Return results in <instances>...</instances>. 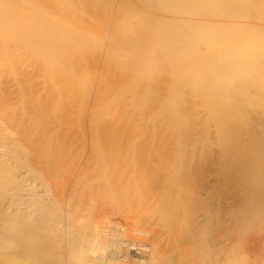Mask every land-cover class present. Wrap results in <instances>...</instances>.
<instances>
[{
	"label": "bare ground",
	"instance_id": "1",
	"mask_svg": "<svg viewBox=\"0 0 264 264\" xmlns=\"http://www.w3.org/2000/svg\"><path fill=\"white\" fill-rule=\"evenodd\" d=\"M35 1H37V0H35ZM66 1H68V0H66ZM66 1H64V2H66ZM81 1L82 0H80V2ZM93 1H94V4L92 2V5L90 3V0L88 1V3H90L89 5H91L93 9L95 7L94 12H96V10L99 8L100 9H106V8L109 9L108 7L113 6L115 4V1L112 2V0H93ZM119 1L120 0H118L117 6H116L118 12L122 13V15H123V13L133 15V18L136 20V22H141L142 25L144 24V26L147 27L146 30L151 28V30L153 32L154 31L153 29H155V31L153 32V34L155 35L154 36L155 39L152 38V40L153 39L155 40V43L158 46H160V49L168 52L167 55H169V56L171 55V57H169V58H171L173 61V62H171L172 63L171 69H172V73L174 75L173 79H175V81L174 80L173 81L176 82L172 88H169L170 93H171V98H172L171 100H169L170 102L172 101L171 105L173 104L175 106L176 102L183 100L182 97H184V96L186 97L185 94H184V96L181 97V90L183 89L182 86L184 84L188 85V88L191 86L190 90H192L194 92V95H197L196 93H200L203 95V93H206V92L207 93L211 92V94H212V91L215 90V92H216V89H217V90L221 91L222 93L226 94V96H228L230 101H232L235 104L236 111H231V109L227 105L222 103L221 97H220V99H218V97H216V94L211 95L208 98V101H206L207 106H204V104H203L204 101L202 102L203 96H201L200 94H198L197 96H199L198 97L199 99L202 98L201 103L204 106L203 109L205 110V107H208L206 110H208L209 112L204 111V113H209L207 115H210L212 117V119H214L217 122L218 126L222 130H225V135H226V133L228 135L227 124L230 122L231 124L234 123L236 125L237 123H235L234 121H251L250 125L247 127L248 128L247 131L253 132L252 131L253 129H259L262 131V132L260 131L261 134L262 133L264 134V123H263V121H264V102L261 99L251 95V93L249 91V88H252L254 86H256L257 90L259 88H261L264 91V88H263L264 82H261L264 80L263 79L264 67L260 66V64H261L260 62L264 61V24H263L264 23V15H263L264 12L261 11L262 8L264 10V2H262L260 0H121L120 2ZM34 2L33 3L30 2V0H0V66H5L7 68V71L5 70L6 71L5 73H7V74L10 73V75H11L9 77L10 80L4 79L5 82L0 81V95L2 97H5L6 100H9L8 96L11 97L13 95H18V97H20V98L24 97V96L28 97V94L30 92H32V90L35 89L39 85V84L38 85L34 84V85H36V86H34L35 87L34 88L33 84H32V87H30L31 83L29 80H31L33 78L31 76V79H30V77L28 78L27 75H29L28 73L34 72V70H32L31 72L29 71L28 73L26 72V69H27L26 67H28V65L26 66L25 62L28 60H29V62H30V60L34 61L33 63H35L37 65V67H36L37 69L34 68L35 67L34 65H33L32 69L34 68L36 71L38 70L39 73L41 71L42 72L44 71L45 75L48 74L50 77H52V76L55 77L58 75V78H59V75L61 77L65 76L67 82H69V83L70 82L72 83L75 80L74 85L77 84L76 89H78V84H79L81 86L80 90L82 88L84 90H86V84H87V77H85L86 73L83 74L84 73V69H83V73L81 72V74H79L80 70L76 65H77L78 61L84 60L83 56L86 55V51L91 47L90 45L96 44V41L90 39L89 37L88 38L85 37V35H83V33L81 32V31L85 32L84 29L87 30L88 27L86 28V26H84L85 28L79 29V27H76L75 24H71V22L70 23L68 22V21H70L68 19L70 18L71 15L74 17H76L78 15L77 14L78 11L75 12L76 8L74 9V7L72 8V9H74L73 11H72V9L66 7L67 9H69V11L71 10L72 12L68 11V13L71 15H69V17L67 16L66 20H64L63 17L60 18V12L62 10L58 13H57L58 10H56V13L52 14V12H51L52 10L51 11H50V9L48 10L47 7L45 8V6L42 5V7L45 8L44 9L41 6H38V5H41L42 2H41V4L38 3V5H37V3L34 4ZM39 2H40V0H39ZM138 2L141 3L142 6H141V4H138ZM85 3H86V1H85ZM85 3L83 2L82 4L84 5ZM54 6H55V4H54ZM64 6H65V3H64ZM69 6H71V5H69ZM142 7H145L146 9L147 8L148 9L146 10L144 8L145 9L144 10V9H142ZM57 8H58V5H57ZM92 8H90V9H92ZM67 9H66V12H67ZM111 9H115V8L113 7ZM84 10H83V12H85ZM139 10H141L143 13L146 14V15L145 14L142 15V13H141L142 19H139L137 17V16H139L138 13H140ZM87 11H88V8H87ZM97 12H96L97 14H99V12L102 14L105 11L100 10ZM61 13H63V12H61ZM64 13H65V11H64ZM92 13H93V11H92ZM147 13L149 16L147 15ZM65 14H67V13H65ZM89 14H90V12H89ZM143 16H147V18L143 19L144 18ZM74 17L72 20H74ZM95 17H96V15H95ZM125 17H127V16H125ZM113 18H115V17H113ZM81 19H83V18H81ZM85 19H87V18H85ZM107 19H109V18H107ZM95 21L96 22L101 21L99 19V16H98V20L96 17ZM257 21H259L260 24H258L259 22H257ZM86 22H88V21H86ZM110 22H112V21H110ZM116 22H119V19L117 21L114 19V23H116ZM74 23H76V22H74ZM83 23H84V21H83ZM119 23L115 24V25H117L116 26L117 29H115V30H118V26H120ZM141 23L139 25H141ZM122 24H124V23H122ZM156 25H157V27H156ZM101 26L102 25H100L99 28ZM109 26L110 25H108V27ZM144 26H142V27H144ZM154 26L156 28H154ZM139 27L140 26H138V28ZM145 27H144V29H145ZM123 28H122V30H123ZM156 29L158 30V32H156ZM89 30H88V32H89ZM91 31H92V28H91ZM91 31L89 32V34H91ZM100 31H101V29H100ZM114 32H116L115 35L117 37L118 36L117 31H114ZM132 32H134L133 29L131 30V33ZM152 32H151V34H152ZM92 33H93V31H92ZM125 33L127 35V32H125ZM101 34H103V32ZM149 34H150V32H149ZM99 35H100V33H99ZM119 35L123 36L122 33ZM126 35H125V37L127 38ZM135 35H137V33L136 34L132 33L131 36L133 37ZM129 37H130V35H129ZM148 37H150V36H148ZM112 38H114V37H112ZM108 39H109V37H108ZM128 39H126V41ZM130 39H131V37H130ZM130 39H129V41L131 42V40H132V42H133V39H135V38L133 37V39H131V40ZM139 39H141V38H139ZM123 40H124V38H123ZM123 40H120L119 44L122 43L121 41H123ZM145 40L144 41L142 40V42L145 43ZM154 40L152 41V43H154ZM118 41H119V39H118ZM135 41H136V39H135ZM124 42H125V40H124ZM150 43H151V41H150ZM123 45H126V44L123 43ZM97 46H99V45H97ZM100 46L102 47V43ZM152 46L154 47L153 44H152ZM158 46H156V47H158ZM130 47H132V46H130ZM137 47H139V46H137ZM120 48L124 49L123 47H120ZM93 49H95V46ZM102 49H101V51H102ZM114 49H116V48H114ZM140 50H138V51H140ZM124 51L127 53L126 50H124ZM149 51L147 50V53L145 52L144 55H143V53H142V55H140L143 58L145 57L142 60V66L143 67L140 65L142 67V69L141 70L139 69V72L141 71V73L138 74V76H136L135 82H132V83H134L132 85V87L130 86L129 83L127 84V86H125L126 90L130 91L131 93L132 92L134 93L133 88L135 90L136 89L140 90L141 86L149 85L154 80V78H152V77H154L153 74L155 72L152 73L153 69L151 71V69H149V67L152 66V64H154V60H156V59L153 60V57L149 56V54H148ZM128 53L125 56H127V55L129 56V54L132 52H130L129 54ZM25 54H27V55L25 56ZM252 55H254V56H252ZM81 56L83 58L82 60L80 58ZM100 56L101 55H99V57ZM112 57H113V55L109 57L110 61H109V64H107V65H112L113 63L116 62V61L114 62V58H112ZM142 57H140V58L142 59ZM159 58H160V56H159ZM85 59H86V57H85ZM89 59H90V57H89ZM137 60H139V58H137ZM93 61H90V63L92 64ZM121 62H120V64H122ZM123 62H125V61H123ZM93 63L96 64V62H93ZM107 63H108V61H107ZM159 63H161V62H159ZM79 64L81 65L80 62H79ZM87 64H89V63H87V61H86V65ZM127 64L124 65V63H123V65L125 67ZM155 64H158V63L155 62ZM97 66H98V64H97ZM105 66H106V63H105ZM120 66H119L118 70L120 69ZM83 67L84 68L87 67V69H88L90 66L85 67L83 65ZM83 67H80V69ZM110 67H112V68L109 69V67H108V70H107V71H109V74H111L112 69L114 68L113 66H110ZM144 67H146V68H144ZM166 67H167V65H166ZM150 68H152V67H150ZM0 69H2V68L0 67ZM96 69H95V71H96ZM126 69H127V67H126ZM155 69H156V67H155ZM157 69H158L157 71L159 72V67ZM160 69H163V71L165 70L164 67H162V68L160 67ZM91 70H93V69H91ZM95 71H93V73H91V74H95ZM107 71L105 72L106 74H108ZM115 71H114L115 73L119 72L117 70H115ZM37 72L34 75H38ZM90 72L88 74H90ZM124 72H125V69H124ZM5 73H4V75H5ZM99 73H100V71H99ZM31 74H33V73H31ZM124 74H126V73H124ZM160 74H162V73H160ZM164 74L165 73H163V76H164ZM245 74H256V75L260 74V75H258V77H261L262 75L263 76H262L261 80L259 78H258L259 80L256 78H253V80H252V79L245 78L244 77ZM0 76H2L1 71H0ZM90 76H92V75H90ZM130 76H131V73H130ZM70 77H71V80H70ZM105 77H106L105 82L103 84V85H105L104 88L111 92L116 87L115 85H112L113 84V81H112L113 78H111L110 75H106ZM94 78H95V75H94ZM160 78L163 79V78H165V76L163 78L159 77V79ZM54 79H53V82H54ZM63 79H65V78H63ZM63 79H61V80H63ZM90 79H91V77H90ZM102 79L103 78H101V80ZM159 79H158V84L162 85L161 83H163V81H161V83H159V81L161 80V79L160 80ZM1 80H2V78H1ZM130 80L133 81L134 79L132 80V78H130ZM165 80L168 81L167 77ZM165 80H164V83L166 82ZM127 81L131 82V81H129V79ZM25 82L26 83L28 82L29 85H27ZM31 82L35 83L34 81H31ZM47 82H49V81H47ZM101 82L103 83V80ZM153 82H155V81H153ZM36 83H37V81H36ZM45 83H46V80H45ZM61 83H62V81H61ZM40 84H41V82H40ZM125 84H126V82H125ZM171 84H173V83H171ZM42 85H44V84H42ZM50 85L53 88V85L52 84H50ZM54 85L59 86L56 84V79H55ZM62 85H64V84H62ZM74 85H72V86H74ZM160 85H159V87H161ZM170 85L168 87H170ZM68 86L69 85L67 83V87ZM122 86H123V84L121 85V87ZM151 86H150V88H151ZM40 87H41V85H40ZM59 87H61V86H59ZM63 87H65V86H63ZM121 87L119 86V88H121ZM62 88H60V90H59L60 92H61ZM70 88H72V87H70ZM90 88L91 87L87 88V90ZM101 88H99V89H101ZM144 88L141 87V90L143 89L145 91ZM150 88L149 89L147 88V91L149 92V94L153 92L151 94L153 96L154 89L152 90V88L151 89ZM161 88H163V87H161ZM186 88L187 87H185V89ZM44 89H46V88H44ZM54 89H55V87H54ZM121 89L123 90L124 88H121ZM121 89H119L120 92H121ZM37 90H38V88L35 89L36 93H37ZM150 90H152V91H150ZM88 92H89V90H88ZM117 92H118V88H117ZM117 92H115V93H117ZM130 92H126V93L129 94ZM165 92L168 93V91H165ZM70 93H71V91H70ZM83 93H85V92H83ZM126 93H124V94H126ZM140 93H141V95L144 94V92L138 91V93H137V91H136V93L134 94V97H136L137 95H140ZM184 93H185V91H184ZM33 94H34V92L31 95H33ZM38 94H40V92ZM149 94H147V98H146L147 101L145 100L146 102L149 101L148 100ZM60 95L63 96V93H61ZM66 95H68V94H66ZM110 96H111V93H110ZM152 96H151V98H152ZM161 96H163V95H161ZM212 96H213V98H212ZM168 97L170 98V96H168ZM189 97H190V95H189ZM15 98H13V101ZM20 98H19V100H21ZM26 98L24 99L25 101L30 100V99L26 100ZM187 98H186V100H187ZM216 98H217V100H216ZM36 99H38V98L36 97ZM86 99H88V98H86ZM126 99H128V98L126 97ZM137 99L139 100L140 96H138ZM10 100H12V99H10ZM155 100H157V99L155 98ZM215 100L219 101L220 103L214 102ZM134 101H135V98H134ZM184 101H185V98H184L183 102ZM126 102H127V100H126ZM139 102H141V101H139ZM152 102H150L151 105H152ZM7 103H8V101H7ZM23 103H25V102H23ZM36 103H34V104H36ZM134 103H136V102H134ZM145 103H144V105H145ZM184 103H186V101ZM25 104H24V106H25ZM122 104L120 102L119 106L121 105L120 107H122ZM126 105H127V103H126ZM179 105H182V104L179 103ZM113 106L117 107V103H116V106L115 105H113ZM135 106H136V104H135ZM139 106H138V108H139ZM176 106H178V104ZM6 107L7 108H5L4 112H3L4 109L3 110H2V108L0 109V110H2V112H0V261L2 260L1 261L2 263H3V261H5L4 263H7V264H25L24 260H23V259H25V257L22 256V253H24V255H25V253H27V254H30L31 252L33 253L34 250H32V249L38 248V245H40L39 243L41 242L43 244L42 245L43 247H45L46 245L49 246V249H45V248L43 249L42 248V250L51 257L52 260L48 259L50 264H57L55 262L54 257H53V249H52L53 245L54 246L60 245V248L65 249L64 253H67L69 256V257H67L68 261L66 264H173V263L177 264V262H179V261L177 260V262H176V260H175L176 258H174L175 261L172 262V258L170 257V255H168L170 253V251H169V253H166V250H165L166 248H168V245H171V243L177 242V241L176 242L173 241L172 238L174 237L175 240H177V238H178V240H179L181 238L186 239L188 236L191 239L192 243L193 242H200L201 239L198 240V238H195V236H194V235L197 236V234H195V233H198V232H196V230L200 229V228H207L209 226H212L213 228H215L214 229L215 230L214 235H212V237L210 238V241L208 239H202V241L204 243H206L209 246V248L214 246V249L212 251L213 255H211V257L212 256L213 257L212 258L209 257L212 259L211 264H260V262H258V261H261V260L264 261V249H263V251H261V249H260V251L262 253L258 252V254H257L255 252L256 255L254 253H252L250 255V249L244 248V250H243V248H242L241 249L242 252H240L239 249L234 251V248L229 249V247H228L229 233L231 232V231L229 232V230L232 228L233 224H236L238 222L245 221L248 218H254L257 216L258 217H257L256 221H258L259 219L263 220L262 217H264V199H254L252 197L249 198L248 196H247V198L244 197L247 194L244 186H243V188H241L242 186H240V188H237L239 191V194H241V193L244 194V196H243L244 198L241 200L235 201V199L233 197V192H234L233 191V188H234L233 185L235 184V183H233V177H235V174H233V176L231 174V171L233 169L230 168L231 165H230L229 161L231 159L229 160L230 156L228 153L231 152L230 148H231V146L234 145V144H232L234 141V138L232 140V143H230L231 146L228 149V152L221 155V156H217V155L214 156V155L208 154V153H207V155L205 154L206 156H204L203 154H204L205 148H203L204 149L203 154L199 153V151L201 149L199 151H198V149L200 148V146H203L202 139H201V141L197 140L199 138H197V139L194 138L195 140H192V139L186 140L185 139L184 141H181V140L177 141L176 140V142L174 143V146L171 147L172 150L170 149L171 153L167 152V154H166V151L169 150V149H166L167 145L162 148V149L165 148L166 151L164 150L165 153L160 155L161 156L160 159L158 157V159H157L158 160V164H157L158 166L156 165V167H155L156 169H155L150 164L149 165L152 168L150 166H148V167L144 166L146 164H144L142 166L141 162H139L140 164H139V166H137V163H135V161L133 160V157L136 154H138L137 153L138 150H141L140 151L141 153L143 150V149H138V150L136 149L138 147L137 142L130 143V145H131L130 152L127 149V145L124 147V149H121V144H122V146H124V144L117 141V134H116V132H117L116 126H118V124H119V119H117L118 121H114V115H113V113H111V111L109 113L108 110H105V112H107L106 115L111 117V118L108 117L109 120H111V121H108V120L107 121H79L80 124L87 122V124H89V126L91 128H93V127L97 128V129L99 128V129L103 130V132H99V131H101V130H99V131H97L98 134L96 136L89 139V137H86V133L84 132L85 129H83L84 131H82V132H84L85 134H83L84 136H82L81 138L79 135L78 136L79 139L76 138L78 140V143H77V141L74 140L75 136L73 139H71L70 135H72V133L71 134L68 133L69 129H71V127L69 128L68 126L72 125L71 124L72 121H63V120L62 121H49V120L46 121L45 118H44L45 121L40 120V119H39L40 121H34L33 119H32L33 121H29V120L28 121H21L20 116H22V118L24 119L25 118L24 115L26 114V111L28 109L27 110L25 109L26 111H24V109L23 110L20 109L21 115H19L18 113H17L18 114L17 115L15 111H14L15 112L14 113V112H12V110H6L9 108L8 106H6ZM114 107H112L113 110L115 109ZM145 107H143V108L146 110ZM181 107H183V106H181ZM33 108H34V106L30 107L29 110L32 109L31 110V112H32ZM37 108L40 109V107H37ZM62 108H64V107H62ZM179 108L180 107L178 106V108L176 107L175 109H179ZM249 108H254V109L258 110V113L259 112L261 113L260 117H258L256 115L257 118H251L249 116ZM124 109L122 108L121 112ZM136 109L133 108V110H136ZM152 109L154 110V108H152ZM184 109L181 108V111ZM117 110H119V109H117ZM36 111H37V109H36ZM125 111H126V109L124 110L123 114L125 113ZM181 111L179 109L178 112L180 113ZM187 111H188V109H187ZM18 112L20 113V111H18ZM31 112H29V113L32 114ZM43 112H44V110H43ZM142 112L141 111L135 112V115L137 114V116H138V113H142ZM167 112H169V110ZM191 112H189L190 116H191ZM29 113L27 112V114H29ZM44 113H46V112H44ZM132 113H133V111H132ZM15 114H16L17 118L18 117L20 118V119H18L20 121H17ZM123 114L121 116H123ZM131 114H129V115L131 116ZM186 114H188V113L186 112ZM186 114H184V115H186ZM129 115L125 114V116H129ZM139 115L142 116V114H139ZM144 115H146V114H144ZM144 115L142 117L140 116L141 121L144 120V119H142V118H145ZM165 115H166L165 118L167 116H169L167 114H165ZM170 115L174 121H178L179 115L177 116L175 111L174 112L171 111ZM107 116H106V118H107ZM117 116H118V113H117ZM130 116H129V118H130ZM156 116L158 117V115H156ZM163 116H164V114H163ZM163 116H161V117H163ZM60 117H63V116H60ZM208 117H206V120ZM119 118L121 119V117H119ZM137 118L139 119V117H136L135 121L137 120ZM190 118H193V117H190ZM56 119H58V118H56ZM123 119H122V121H123ZM183 119H185V117H183ZM187 119H189V118H187ZM58 120H60V119H58ZM132 120H134L133 117H132ZM214 120H212L211 122H213ZM145 121H147V119H145ZM167 121H171V120L167 119ZM188 121H191V120H188ZM188 121H186V123H188ZM199 121H201V120H199ZM202 121H203V119H202ZM186 123H185V127H186ZM205 124H207V123H205ZM213 124H214V122H213ZM235 125L233 126L234 128H235ZM85 126L86 125H84V127L81 126L80 127L81 130H82V128H86ZM211 127H213V126H211ZM219 127H217V130ZM229 127H231V125ZM233 127H232L233 130H231L232 133L235 130ZM241 127H243V126H241ZM106 129H108V130H106ZM229 129H231V128H229ZM229 129H228V131H230ZM237 130H238V128H237ZM88 131L90 132L91 129H89ZM105 131H107V132H105ZM104 132L106 133L105 135H104ZM221 132L218 131L219 135L221 134ZM94 133L92 132L93 135H94ZM230 134L231 133H229V135ZM247 134H249V133H247ZM234 135L235 134H232L233 137H234ZM193 136H194V134H193ZM232 136H230V137H232ZM90 137H91V135H90ZM155 137H156V135H155ZM248 137H249V135H248ZM219 139L222 140L221 137ZM226 139H227V136H226ZM142 140H144V142H146L144 137ZM155 140H157V139H155ZM148 141H150V140L148 139ZM169 141H172V140H169ZM140 142H141V140H140ZM164 142H165L164 144H166V141H164ZM222 142H224V141H222ZM222 142L220 143L221 145H222ZM230 142H231V140H230ZM251 142H253V145H254V140ZM257 142H258V140H257ZM119 143H121V144H119ZM225 143H226V145L223 143L225 146L222 145L221 148H223V147L226 148V146H229L227 144L228 143L227 141H225ZM147 144L145 146H149V147L151 145H153L152 147H155V146L159 147V145L163 146L162 141H160L159 145H158V141H154V143L149 142V145H147ZM256 144L257 143H255V146H256ZM206 145H208V144H206ZM206 145H204V147ZM211 145H212V143H211ZM250 145H252V143ZM76 146L79 148L80 147H82V148H80V150H76L75 149ZM86 146H87V150L85 151ZM236 146H237V144H236ZM142 147H144V145ZM209 147H211V146H209ZM155 148H154V150H152L150 147V149H148V151L146 149V151H145L146 153L143 152V156L146 158L150 157L149 160L150 159L153 160L152 161L153 163L155 160L153 154H156L158 152L157 150H162L161 147H159L158 149L156 148L157 150ZM207 148H208V146H207ZM208 149H210V148H208ZM221 152H223V151H221ZM238 152H240V151H238ZM251 153H253V152H251ZM230 154L232 155V153H230ZM201 156H202V159H200ZM237 156H239V155H237ZM243 156L245 157V155H243ZM253 156H255V153ZM81 158L83 159L82 162H80ZM204 158H206V160H207V161H205V163L207 162L208 164H205L206 168L202 169V165L198 166L197 163H198L199 159H200V161L201 160L204 161ZM255 158H257V156ZM136 159H137V157H136ZM142 159L147 161V159H144V158H142ZM258 159L261 160V157L259 158V156H258ZM263 159H264V157H263ZM137 160H141V158H138ZM157 160H155V161L157 162ZM235 161H237V160L235 159ZM235 161L233 162V164H235ZM241 161H243L246 164V167L250 166V163L253 162V161H251V159L250 160L242 159ZM142 162H145V161H142ZM156 162H155V164H156ZM243 162H241V163L243 164ZM215 163H217L218 166L220 164V166L218 168L217 167L215 168L214 166H216V165H213ZM255 163H257V161ZM211 165H213V166H211ZM70 167H72V168L75 167L77 169V173L80 172L79 169H81V168L82 169H86V168L90 169L91 168V172L92 173L94 172V174H96V172H98L97 174L98 175L100 174L101 180L99 178L100 181H97V182L99 183L102 181L103 183H105L103 185L107 186L106 189L107 190L109 189V191L113 190V192H115V190L117 191V189H118V188L117 189L114 188V187H118V186H115V181H117L116 185L118 183L117 179H120L119 182H121V180H123V179H127V180H129V183L131 182L130 185L134 184V182L135 183L137 182V185L142 186V183L138 184V182L146 181L147 178L151 179V180L153 179V177L155 178V179H153V181H155L156 189L154 188V185L151 184L153 187H149L151 192L149 191L147 197L146 198L144 196H143L144 198L142 196L140 197L142 200L141 201L142 205L148 204L147 208L140 210L141 211L140 214L138 213V211L135 212L133 210L134 208L132 209V206H130L131 208H129V205L127 207L129 209H127V210H126V208H121V206H119V205H118V207H120V208L113 209V210H117L118 213L126 215V220H127L126 225L128 224L127 225L128 227L125 226L124 234L127 235L128 232L132 233L133 237L128 236L129 238L135 239L136 241H139V242H142L143 245H146L148 247L145 249V251H147L148 253H147V257L144 261H142V262L136 261V260L135 261H130V260L124 261V260L119 259V258L108 259L106 257V252H107V249L110 245L111 239L115 237V233L112 232V228H115L118 225V224L114 225L113 217L115 215V212L113 210H111V211L107 210V209L98 210V211H100L98 214V212L96 210L92 209L91 212L95 211V213L90 212L92 216H89L90 214H88L89 217L86 216V218H85V217H81L80 215L79 216L76 215V216H78V219H75L76 216L73 214L75 216L74 217L72 215V212H71V210L73 211L72 202L75 203L74 202L75 199H74V201L72 200V197H73V195H71L72 192L70 194L67 193V191L69 189H71L73 187V185H70L71 183L68 184V186L70 185V187L71 186L72 187L67 190L66 188H68V186L66 187V185H67L66 182H65V187L63 185L59 186L60 182H58L59 178H62V176H63L62 174L65 175V172H69ZM75 168L73 170H75ZM239 168L241 169V167H239ZM239 168H238V172H239ZM262 168L263 167H261V171H262ZM89 169H87V170H89ZM244 169H246V168L243 167L242 170H244ZM87 170H84V171H86V173H88ZM257 170H259V169H257ZM249 171H251V170H249ZM235 172H237V171L235 170ZM238 172H237V174H238ZM247 172H248V170H247ZM247 172H244V174L245 173L247 174ZM262 172H264V171H262ZM77 173H76V175H77ZM81 173H82V171H81ZM256 174H257V172H256ZM80 175L81 174H79V176ZM252 175H254V174L252 173ZM74 176H75V172H74ZM150 177H152V178H150ZM94 178H96V177H94ZM239 178H241V177H239ZM79 180H80V178H79ZM244 180H246V179L243 178L242 182H244ZM70 182H73V180H70ZM187 182H190L191 186L189 189V197L185 198V200H184V198H182V196H184V193L186 191L185 190V187H186L185 184ZM242 182H241V184H242ZM76 183L78 184L77 181H76ZM256 183H257V181H256ZM143 184H144V182H143ZM148 185L146 186L147 188H148ZM259 185H260V183L257 185V187ZM139 186L136 189L139 190L140 189ZM133 187H134V185H133ZM241 189H243V190L241 191ZM257 189H256V191H257ZM100 190H101V188H100ZM138 190H137V193H138ZM141 190L142 189H140V191ZM106 191H103V192L101 191V192L104 194L106 193L105 195H107ZM256 191L254 190V195H255ZM113 192H112V194H113L112 199H114L118 194L117 193L115 196ZM249 193H250V191H249ZM112 194H111V196H112ZM251 194H252V192H251ZM129 195H131V194H129ZM76 197H77V195H76ZM135 197H136V195H135ZM118 198H119V196H117V198H116L117 201H118ZM133 198L134 197H132L131 199H133ZM129 199H130V196H129L128 200L125 198V201L126 200L129 201ZM144 199L146 200V201H144V203L146 202V204H143ZM233 199H234V201H233ZM137 200H139V199H137ZM113 201L115 202V199ZM80 202H81V200H80ZM80 202H78L79 207H80ZM78 203H77V205H78ZM129 204H130V202H129ZM138 204H140V203H138ZM75 206H76V204H75ZM148 206H150V207L148 208ZM79 207H78V211L81 212V209H79ZM141 209H142V207H141ZM74 211H76L75 207H74ZM96 212H97V214H96ZM262 214H263V216H262ZM76 222H77V224H76ZM183 224H186L185 225L186 227L185 228L183 227L184 229L181 228ZM241 225H242V223H241ZM259 225H261V224H259ZM263 225H261V226H263ZM250 226H252V225H250ZM183 230H184V232H183ZM200 232H202V231H200ZM198 237H201V235ZM186 240H188V239H186ZM261 242L263 243V241H261ZM221 244H223L222 245L223 247L222 246L218 247ZM175 245L176 244H174V246ZM203 245H204L203 247H205V244H203ZM201 247H202V245H201ZM12 248H14V250H17V251H14L12 254V255H15V258H10L9 256L3 254L4 253L3 250H6V249L12 250ZM169 249H170V247H169ZM11 252L12 251H10V252L8 251V253H11ZM61 252L63 253V251H61ZM182 252L184 253V251H182ZM209 254H211V252ZM253 254H254V256H253ZM179 256L180 255L178 254V258L181 261ZM28 257H30V256H28ZM50 257H48V258H50ZM63 258H64V256H62V259ZM258 258H259V260H258ZM38 259H39V256H38ZM42 260H43V258H42ZM200 260H202V259H200ZM206 261L208 263V260H205V262ZM30 262H31V260H30ZM35 262L33 261L32 264H40L39 262H36V263ZM184 264H186V263L184 262ZM203 264H205V263H203Z\"/></svg>",
	"mask_w": 264,
	"mask_h": 264
},
{
	"label": "rangeland",
	"instance_id": "2",
	"mask_svg": "<svg viewBox=\"0 0 264 264\" xmlns=\"http://www.w3.org/2000/svg\"><path fill=\"white\" fill-rule=\"evenodd\" d=\"M35 1V0H34ZM33 0H30V2H34ZM64 1H66V0H64ZM63 0H40V2H39V0H37V1H35L34 2V4L35 3H37V5H38V3L39 4H41V2H42V4L41 5H38V6H41L42 7V5L43 6H45V8L47 7V9L49 10L50 9V11L52 12V14H55L56 13V10H58L57 11V13L58 12H60L61 10V12H63V13H61L60 12V18H62L63 17V19L64 20H66V17L68 16L69 17V15H71V14H69L68 13V11H69V9H67L66 7H68V8H70V9H72L73 7H74V9H75V12H77V16L76 17H74V16H70V18L68 19V20H70V21H68L69 23L71 22V24H75L76 25V27H79V29H82V28H85L84 26H86V28L88 27V29L86 30V29H84L85 30V32H83V31H81L82 33H83V35H85V37H89L90 39H92V40H94V41H96V44L94 45V44H91L90 46V48L86 51V55H84L83 57H84V60L83 61H78L77 62V67L79 68V74H81V72L83 73V69H84V73L83 74H85L86 73V76L85 77H87V84H86V90H84L83 88L80 90V85L78 84V89H76L77 88V84L76 85H74V83H75V80L71 83H69V82H67V80H66V77L65 76H63V77H61L60 75H59V78H58V75L57 76H52V77H50L48 74L47 75H45L44 73V71L42 72H40L39 73V71L37 72L35 69H37L36 67H37V65L35 64V63H33L34 61H32V60H30V62H29V60L28 61H26L25 62V65L27 66L28 65V67H26L27 69H26V72L28 73L29 71L31 72L32 70H34V72H31V73H33V74H31V73H28L29 75H27V77L29 78L30 77V79H31V76H32V78L33 79H31V80H29L30 81V83H31V86L30 87H32V84H33V87L34 86H36V85H38L35 89H37L38 88V90H37V93H36V91H35V89H33L32 90V92H30L29 94H28V97L27 96H24V97H18V95H13V96H8L9 97V100H6L5 99V97H2L1 95H0V109L2 108V110H3V112L5 111V108H7L6 106H8L9 108L8 109H6V110H12V112H16V114L18 113L19 115H21V110H23L24 109V111H26L27 109L29 110L30 109V107H33L34 106V108H33V111L31 112V110H27L26 111V114L24 115L25 116V118L23 119L22 118V116H20L21 117V119L18 117H16V114H15V117H16V119H17V121H40V120H43V121H45V119H46V121H72V125H70V126H68L69 128L71 127V129H69V131H68V133L69 134H71L72 133V135H70L71 136V139H73L74 138V136H75V141H77V143H78V140L77 139H79L78 138V136L80 135V138L82 137V136H84L83 134H85L86 133V137H89V139H91V138H93L94 136H96L97 134H98V132L97 131H99V130H101V129H97V128H95V127H93V128H91L90 126H89V124H87V122L86 123H79V121H111V120H109V118L108 117H110V116H107L106 115V113L107 112H105V110H108V112L110 113V111H111V113H113V115H114V121H118L117 119H119V124H118V126H116L117 128V132H116V134H117V141H119V142H121V143H123L124 144V146H122V144L121 143H119V144H121V149H124V147L127 145V149H128V151L130 152V149H131V145H130V143H134V142H137V150L138 149H143L142 150V153L140 152L141 150H138L137 151V153L138 154H136L134 157H133V160L135 161V163H137V166H139V162H141V165L143 166L144 164H146V165H144V166H146V167H148V166H152V167H156V165L158 164V157H159V159H160V155H162L163 153H165V151H166V149H169L168 151H166V154H167V152H169V153H171V150H172V146H174V143L176 142V140L177 141H179V140H181V141H184L185 139L187 140H195V139H197V138H199V139H197V140H200L201 141V139H202V142H203V146H200V148L198 149V151H199V153H201V154H203V151H204V149L203 148H205V151H204V156H206L207 155V153L208 154H212V155H217V156H221V155H223V154H225V153H227L228 152V149L230 148V146H231V144L230 143H232V140H233V138H234V141H233V143L232 144H234L233 146H231V152H229L228 154H229V156H230V158H229V162H230V168H232L233 170L231 171V174H232V176H233V174H235V177H233V183H235L234 185H233V197H234V199H235V201L236 200H241V199H243L244 197H246L247 198V196L250 198V197H252V198H254V199H264V172H262V171H264V159H263V157H264V134L262 133L261 134V130H259V129H253L252 131L253 132H249V131H247V127L250 125V123H251V121H234L235 123H237L236 125L234 124V123H228L227 124V128L229 129V128H231V129H229L230 131H228V129H227V132H228V135H229V133H231L229 136L227 135V133H226V135H225V130H222L219 126H218V124H217V122L214 120V119H212V117L210 116V115H207V114H209V113H204V111H207V112H209L208 110H206L208 107H205V110L203 109L204 108V106H207L206 105V101H208V98L211 96V95H215L216 94V97H218V99H220V97H221V101H222V103H224L225 105H227L230 109H231V111H236V108H235V104L232 102V101H230V99L228 98V96H226V94H224V93H222L221 91H219V90H217L216 89V92H215V90L214 91H212V94H211V92H209V93H203V95L202 94H200V93H196L197 95L198 94H200L201 96H203V100H202V98L201 99H199L198 97L199 96H197V95H194V92L192 91V90H190L191 89V86L188 88V85H183L182 86V90H181V97L182 96H184V94L186 95V97L184 96V97H182V99L184 100V98H185V101H186V103H184L183 102V100H181V101H179V102H176L175 104L177 105L178 104V106L180 107L179 109H180V111H181V108L182 109H184V110H182L180 113L178 112L179 111V109H175L176 107L178 108V106H174L173 104L171 105V103H172V101L170 102L169 100H171L172 98H171V93H170V89L169 88H172L173 87V85L176 83V82H174L175 81V79H173V77H174V75H173V73H172V69H171V65H172V63L171 62H173L172 61V59L171 58H169V57H171V55L169 56V55H167L168 54V52H166V51H163L162 49H160V46H158L156 43H155V38H154V34H153V32L155 31V29H153L154 31L152 32V30H151V28H149L148 30H146L147 29V27H145L144 26V24L142 25V23L141 22H136V20L133 18V15H129V14H124L123 13V15H122V13H119L118 12V10H117V8H116V6H117V3H118V0H112V2L113 1H115V4L113 5V6H110V7H108L109 9H97L96 10V12L97 11H100V10H104L105 12L104 13H100L99 12V14H97L96 12H94L95 10V7H94V9L92 8V2H93V4H94V1L93 0H90V3H91V5H89L90 3H88V1L89 0H82L81 2H80V0H68V1H66V2H64ZM85 1H86V3H85ZM121 1V0H120ZM119 1V2H120ZM260 1H262V2H264L263 0H260ZM53 2V3H52ZM56 2V3H55ZM85 3L84 5L82 4V3ZM64 3H65V6H64ZM75 3V4H74ZM88 3V4H87ZM46 4V5H45ZM50 4V5H49ZM54 4H55V6H54ZM74 4V5H73ZM82 6H81V5ZM138 4H141V3H139L138 2ZM49 5V6H48ZM57 5H58V8H57ZM69 5H71V6H69ZM80 5V6H79ZM62 6V7H61ZM90 8H92V9H90ZM141 6H142V4H141ZM85 7V8H84ZM115 8V9H111V8ZM42 8H44V7H42ZM44 8V9H45ZM62 8V9H61ZM87 8H88V11H87ZM98 8V7H97ZM145 7H142V9H144ZM66 9H67V12H66ZM74 9H72V11L74 10ZM85 9V10H84ZM146 9V8H145ZM144 9V10H145ZM148 9V8H147ZM146 9V10H147ZM81 10V11H80ZM83 10L85 11V12H83ZM90 10V11H89ZM111 10V11H110ZM151 10V9H150ZM64 11H65V13H67V14H65L64 13ZM71 11V10H70ZM69 11V12H70ZM71 11V12H72ZM92 11H93V13H92ZM140 11V13H138L139 14V16H137L139 19H142V16H141V13H142V15H144L145 13H143L141 10H139ZM261 11L262 12H264V10H263V8L261 9ZM54 12V13H53ZM89 12H90V14H89ZM111 12V13H110ZM108 13V14H107ZM114 13V14H113ZM259 13V12H258ZM257 13V14H258ZM62 14V15H61ZM116 14V15H115ZM118 14V15H117ZM137 14V15H138ZM65 15V16H64ZM82 15V16H81ZM95 15H96V17H97V20H98V16H99V19L101 20V21H98V22H96L95 21V19H96V17H95ZM108 15V16H107ZM120 15V16H119ZM136 15V14H135ZM146 15V14H145ZM147 15H148V13H147ZM264 15V14H263ZM80 16V17H79ZM102 16V17H101ZM106 16V17H105ZM125 16H127V17H125ZM149 16V15H148ZM59 17V16H58ZM73 17H74V20H72L73 19ZM113 17H115V18H113ZM144 18L143 19H145V18H147V16H143ZM81 18H83V19H81ZM85 18H87V19H85ZM106 18V19H105ZM107 18H109V19H107ZM119 19V22H116L117 24L119 23V25L120 26H118V30H115V29H117L116 28V26L117 25H115L116 23H114V19L117 21L118 19ZM81 21H80V20ZM111 19V20H110ZM126 19V20H125ZM84 21V23H83V21ZM88 21V22H86V21ZM108 20V21H107ZM124 22H123V21ZM105 21V22H104ZM110 21H112V22H110ZM74 22H76V23H74ZM124 23V24H122V23ZM257 22H259V21H257ZM96 25H95V24ZM99 25H98V24ZM104 23V24H103ZM108 23V24H107ZM141 23V25H139ZM85 24V25H84ZM112 24V25H111ZM258 24H260V22L258 23ZM264 24V23H263ZM100 25H102L100 28H99V26ZM108 25H110L109 27H108ZM124 25V26H123ZM138 26H140L139 28H138ZM142 26H144L145 27V29H144V27H142ZM123 28V30H122V28ZM133 27V28H132ZM156 27H157V25H156ZM155 26H154V28H156ZM91 28H92V31H93V33H92V31H91ZM103 28V29H102ZM106 28V29H105ZM108 28V29H107ZM121 28V29H120ZM90 29V30H89ZM100 29H101V31H100ZM133 29V31L134 32H132V33H134V34H136L137 33V35H135V36H133L135 39H136V41H135V39H133V37L131 36L132 35V33H131V30ZM142 29V30H141ZM88 30H89V32L91 31V34H89V32H88ZM103 30V31H102ZM105 30V31H104ZM113 31V32H112ZM114 31H117V37H116V32H114ZM121 31V32H120ZM127 32V35H126V33L125 32ZM138 31V32H137ZM148 31V32H147ZM88 32V33H87ZM103 32V34H101ZM110 32V33H109ZM119 32V33H118ZM143 32V33H142ZM149 32H150V34H149ZM151 32H152V34H151ZM156 32H158V30L156 29ZM99 33H100V35H99ZM105 33V34H104ZM122 33V35L124 36H120L119 34H121ZM125 33V34H124ZM140 33V34H139ZM149 35H148V34ZM125 35L127 36V38L125 37ZM129 35H130V37H131V39H133V42H132V40L130 39V37H129ZM139 35V36H138ZM141 35V36H140ZM145 35V36H144ZM99 36V37H98ZM120 36V37H119ZM148 36H150V37H148ZM152 36V37H151ZM101 37V38H100ZM108 37H109V39H108ZM112 37H114V38H112ZM119 37V38H118ZM122 37V38H121ZM144 37V38H143ZM148 37V38H147ZM111 38V39H110ZM123 38H124V40H125V42H124V40H123ZM130 39L131 40V42L129 41V39L126 41V39ZM139 38H141V39H139ZM147 38V39H146ZM152 38H154L153 40H154V43H152ZM102 39V40H101ZM115 39V40H114ZM118 39H119V41H118ZM146 39V40H145ZM114 40V41H113ZM117 40V41H116ZM120 40H123V41H121L122 43H120L119 44V42H120ZM139 40V41H138ZM141 40V41H140ZM142 40L144 41L145 40V43L144 42H142ZM113 41V42H112ZM129 41V42H128ZM150 41H151V43L154 45V47L152 46V44L150 43ZM102 43V47L100 46L101 45V43ZM111 42V43H110ZM113 43V44H112ZM123 43L124 44H126V45H123ZM129 43V44H128ZM134 44V45H133ZM138 44V45H137ZM144 46H143V45ZM97 45H99V46H97ZM94 46H95V49H93L94 48ZM107 46V47H106ZM112 46V47H111ZM130 46H132V47H130ZM137 46H139V47H137ZM148 46V47H147ZM150 46V47H149ZM156 46H158V47H156ZM99 47V48H98ZM120 47H123L124 49H122V48H120ZM143 47V48H142ZM103 48V49H102ZM114 48H116V49H114ZM121 50H120V49ZM150 48V49H149ZM158 48V49H157ZM101 49H102V51H101ZM108 49V50H107ZM133 49V50H132ZM141 49V50H140ZM157 49V50H156ZM160 49V50H159ZM107 50V51H106ZM124 50H126L127 51V53L129 52H132V53H128L129 54V56L127 55V56H125L127 53L124 51ZM129 50V51H128ZM138 50H140V51H138ZM147 50L149 51V56L150 57H153V60L154 59H156V60H154V64H152V66H150V67H152V68H150L149 67V69H151V71H152V69H153V71H152V73H154L153 74V76L154 77H152V78H154V80L153 81H155V82H151V84H149V85H144V86H141V87H145L144 89H145V91L143 90H141V87H140V90H135L134 88H133V90H134V93L132 92H130V91H128V90H126V87L125 86H127V84L129 83L130 84V86L132 87V85L134 84V83H132V82H135V80H136V76H138V74H140L141 73V71L139 72V69L141 70L142 69V60L145 58H143L142 56H140V55H142V53H143V55H144V53L146 52L147 53ZM115 53H114V52ZM112 52V53H111ZM156 52V53H155ZM158 52V53H157ZM89 53V54H88ZM100 53V54H99ZM102 53V54H101ZM109 53V54H108ZM119 53V54H118ZM170 54V53H169ZM27 54H25V56H26ZM90 55V56H89ZM92 55V56H91ZM99 55H101L100 57H99ZM104 55V56H103ZM108 55V56H107ZM113 55V57L112 58H114V62L116 61H118L116 64L115 63H113L112 65H107V64H109V61H110V59H109V57L110 56H112ZM118 55V56H117ZM154 55V56H153ZM167 55V56H166ZM255 55V54H254ZM254 55H252V56H254ZM108 58H107V57ZM159 56H160V58H159ZM28 57V56H27ZM26 57V58H27ZM85 57H86V59H85ZM88 57V58H87ZM89 57H90V59H89ZM94 57V58H93ZM104 57V58H103ZM140 57H142V59L140 58ZM156 57V58H155ZM81 58V60L83 59L82 58V56L80 57ZM79 58V59H80ZM100 58V59H99ZM116 58V59H115ZM119 58V59H118ZM137 58H139V60H137ZM162 58V59H161ZM173 58V57H172ZM95 59V60H94ZM103 59V60H102ZM151 59V58H150ZM159 59V60H158ZM94 60V61H93ZM106 60V61H105ZM162 60V61H161ZM168 62H167V61ZM23 61V60H22ZM86 61H87V63H89V64H87L86 65ZM90 61H93V62H96V64L95 63H93L92 62V64L90 63ZM107 61H108V63H107ZM122 61V62H121ZM123 61H125V62H123ZM128 61V62H127ZM161 62V63H159V62ZM79 62L81 63V65L79 64ZM120 62L122 63V64H120ZM155 62L156 63H158V64H155ZM105 63H106V66H105ZM123 63H124V65L125 64H127L126 65V67H127V69H126V67L123 65ZM261 64H260V66H262V67H264V61L263 62H260ZM97 64H98V66H97ZM160 64V65H159ZM165 66H164V65ZM24 65V66H25ZM33 65L35 66L33 69H32V67H33ZM83 65L86 67V66H90L88 69H87V67L86 68H84L83 67ZM120 66V69L118 70V68H119V66ZM142 67H141V66ZM156 65V66H155ZM166 65H167V67H166ZM93 66V67H92ZM110 66H113L114 68L112 69V72H111V74H109V71H107L108 70V67H109V69L110 68H112V67H110ZM2 69H0V71H1V75L2 76H0V81L1 82H5V80H8L9 79V77L11 76L10 75V73L9 74H7V73H5L6 71H7V68L5 67V66H0ZM80 67H83V68H81L80 69ZM107 67V68H106ZM130 69H129V68ZM155 67H156V69H155ZM159 67V72L160 73H162V74H160L157 70V68ZM160 67L162 68V67H164V71H163V69H160ZM5 68V69H4ZM31 68V69H30ZM97 68V69H96ZM116 68V69H115ZM144 68H146V67H144ZM167 68V69H166ZM16 69V68H15ZM19 69V68H18ZM91 69H93V70H91ZM95 69H96V71H95ZM124 69H125V72H124ZM6 70V71H5ZM82 70V71H81ZM115 70H117V71H119V72H117V73H115L116 71ZM161 70V71H160ZM91 71V72H90ZM93 71H95V74H91V73H93ZM99 71H100V73H99ZM108 72V74H106L105 72ZM115 71V72H114ZM36 72H37V74L38 75H34V74H36ZM90 72V74H88ZM103 72V73H102ZM168 72V73H167ZM4 73H5V75H4ZM43 73V74H42ZM99 73V74H98ZM124 73H126V74H124ZM129 73V74H128ZM130 73H131V76H130ZM163 73H165L164 74V76H165V78H163L164 76H163ZM78 74V75H79ZM135 74V75H134ZM4 75V76H3ZM34 75V76H33ZM40 75V76H39ZM42 75V76H41ZM45 75V76H44ZM90 75H92V76H90ZM94 75H95V78H94ZM106 75H110V77L111 78H113L112 79V81H113V84L112 85H115L117 88H118V92H117V88L114 90L113 89V91H108L107 89H105L104 88V86L105 85H103L104 84V82H105V76ZM126 75V76H125ZM133 75V76H132ZM168 75V76H167ZM258 75H260V74H258ZM258 75H256V74H245L244 75V77L245 78H248V79H252L253 80V78H256V79H262V76L261 77H258ZM91 77V79H90V77ZM162 77L163 79H159V77ZM134 77V78H133ZM166 77H167V80L168 81H166L165 79H166ZM1 78H2V80H1ZM55 78L56 79V84L57 85H59V86H61V87H59V86H56V85H54V82H55V79H54V82H53V79ZM63 78H65V79H63ZM101 78H103L102 80H103V83L101 82L102 80H101ZM130 78H132V80L133 81H131L130 80ZM5 79V80H4ZM58 79V80H57ZM61 79H63V80H61ZM129 79V81H131V82H128L127 80ZM158 79L160 80L159 81V83H161V81H163V83H161L162 85H160V84H158ZM258 79V80H259ZM263 79H264V77H263ZM10 80V79H9ZM45 80H46V83H45ZM66 80V81H65ZM70 80H71V77H70ZM73 80V79H72ZM97 80V81H96ZM164 80L167 82H165L164 83ZM174 80V81H173ZM31 81H34L35 83H33V82H31ZM36 81H37V83H36ZM41 82V84H40V82ZM47 81H49V82H47ZM61 81H62V83H61ZM99 81V82H98ZM39 82V83H38ZM91 82V83H90ZM97 82V83H96ZM125 82H126V84H125ZM261 82H264V80L263 81H261ZM26 83V82H25ZM52 84L53 85V88H52V86L50 85V84ZM66 83V84H65ZM67 83H68V87H67ZM107 83V82H106ZM119 83V84H118ZM171 83H173V84H171ZM27 85H29V83L27 82L26 83ZM34 84H36V85H34ZM42 84H44V85H42ZM62 84H64V85H62ZM71 84V85H70ZM91 84V85H90ZM93 84V85H92ZM118 84V85H117ZM123 84V86L121 87V85ZM154 84V85H153ZM165 84V85H164ZM171 84V85H170ZM40 85H41V87H40ZM72 85H74V86H72ZM96 85V86H95ZM102 85V86H101ZM152 85V86H151ZM159 85L161 86V87H165L164 89L163 88H161V87H159ZM164 85V86H163ZM170 85V87H168ZM63 86H65V87H63ZM103 88H101V87ZM119 86L121 87V88H124L123 90L121 89V88H119ZM150 86H151V88H152V90L154 89V94H153V96L151 95L152 93H150L149 94V92L147 91V88L149 89L150 88ZM154 86V87H153ZM46 88V89H44V88ZM54 87H55V89H54ZM63 87V88H62ZM70 87H72V88H70ZM89 87H91L90 89H88L89 90V92H88V90H87V88H89ZM98 87V88H97ZM159 87V88H158ZM185 87H187L186 89H185ZM60 88H62L61 89V92L59 91L60 90ZM99 88H101V89H99ZM150 88V89H151ZM168 88V89H167ZM255 88V89H254ZM264 88V87H263ZM54 89V90H53ZM98 89V90H97ZM119 89H121V92H120V90ZM189 89V90H188ZM50 90V91H49ZM52 90V91H51ZM83 90V91H82ZM107 90V91H106ZM152 90H150V91H152ZM46 91V92H45ZM70 91H71V93H70ZM78 91V92H77ZM136 91H137V93H138V91L139 92H144V94H142L141 95V93H140V95H135L136 97H134V94L136 93ZM159 91V92H158ZM165 91H168V93L167 92H165ZM184 91H185V93H184ZM249 91H250V93H251V95H253V96H255V97H257V98H259V99H261L263 102H264V91L261 89V88H259L258 90L256 89V86H254V87H252V88H249ZM28 92V91H27ZM34 92V94L33 95H31L32 93ZM40 92V94H38ZM53 92V93H52ZM83 92H85V93H83ZM111 93V96H110V93ZM115 92H117V93H115ZM126 92H130L129 94L128 93H126ZM148 92V93H147ZM45 93V94H44ZM61 93H63V96L62 95H60ZM88 93V94H87ZM113 93V94H112ZM124 93H126V94H124ZM170 93V94H169ZM52 94V95H51ZM66 94H68V95H66ZM131 94V95H130ZM147 94H149L148 95V97H149V101L148 102H146L147 100H146V98H147ZM30 95V96H29ZM37 95V96H36ZM76 95V96H75ZM126 95V96H125ZM161 95H163V96H161ZM189 95H190V97H189ZM193 95V96H192ZM260 95V96H259ZM17 96V97H16ZM32 96V97H31ZM41 96V97H40ZM43 96V97H42ZM138 96H140V99L138 100L137 98H138ZM151 96H152V98H151ZM166 96V97H165ZM168 96H170V98L168 97ZM15 98L14 99V101H13V98ZM27 97V98H26ZM36 97L38 98V99H36ZM64 97V98H63ZM77 97V98H76ZM100 97V98H99ZM126 97L128 98V99H126ZM188 97V98H187ZM19 98L21 99V100H19ZM26 98V100L27 99H30V100H27V101H25L24 99ZM33 98V99H32ZM86 98H88V99H86ZM134 98H135V101H134ZM152 100H151V99ZM155 98L157 99V100H155ZM186 98H187V100H186ZM212 98H213V96H212ZM227 98V99H226ZM10 99H12V100H10ZM43 99V100H42ZM137 99V100H136ZM142 99V100H141ZM192 99V100H191ZM215 99V98H214ZM38 100V101H37ZM45 100V101H44ZM82 100V101H81ZM90 100V101H89ZM126 100H127V102H126ZM146 100V101H145ZM159 100V101H158ZM163 100V101H162ZM201 100H202V102H203V104H204V106H203V104L201 103ZM216 100H217V98H216ZM214 101V102H217V103H220L219 101ZM7 101H8V103H7ZM12 101V102H11ZM25 102V103H23V102ZM63 101V102H62ZM69 101V102H68ZM117 101V102H116ZM130 101V102H129ZM138 101V102H137ZM139 101H141V102H139ZM153 101V102H152ZM193 101V102H192ZM6 102V103H5ZM29 102V103H28ZM37 102V103H36ZM40 102V103H39ZM121 102V104H122V107H120L119 106V103ZM134 102H136V103H134ZM146 102V103H145ZM150 102H152V105H151V103ZM160 102V103H159ZM28 103V104H27ZM34 103H36V104H34ZM62 103V104H61ZM116 103H117V107H114L113 105H115L116 106ZM126 103H127V105H126ZM140 103V104H139ZM144 103H145V105H144ZM150 105H149V104ZM179 103L180 104H182V105H179ZM232 103V104H231ZM24 104H25V106H24ZM43 104V105H42ZM68 104V105H67ZM135 104H136V106H135ZM148 104V105H147ZM36 105V106H35ZM42 105V106H41ZM100 105V106H99ZM124 105V106H123ZM140 105V106H139ZM147 105V106H146ZM5 106V107H4ZM69 106V107H68ZM73 106V107H72ZM126 106V107H125ZM138 106H139V108H138ZM146 106V107H145ZM149 106V107H148ZM153 106V107H152ZM181 106H185L184 108L183 107H181ZM29 107V108H28ZM37 107H40V109L39 108H37ZM62 107H64V108H62ZM77 107V108H76ZM100 107V108H99ZM112 107H114L115 109L113 110V108ZM120 107V108H119ZM137 108L136 110H133V108ZM143 107H145L146 108V110L143 108ZM151 107V108H150ZM164 107V108H163ZM198 107V108H197ZM46 108V109H45ZM98 108V109H97ZM126 109V111H125V113L123 114V112H124V110L121 112V109ZM132 108V109H131ZM151 110H150V109ZM152 108H154V110L152 109ZM19 109V110H18ZM21 109V110H20ZM26 109V110H25ZM36 109H37V111H36ZM39 109V110H38ZM58 109V110H57ZM61 109V110H60ZM117 109H119V110H117ZM131 109V110H130ZM151 111H149V110ZM187 109H188V111L189 112H191V116H190V113L187 111ZM192 109V110H191ZM203 109V110H202ZM2 110H0V112H2ZM43 110H44V112H46V113H44L43 112ZM113 110V111H112ZM128 110V111H127ZM130 110V111H129ZM169 110V112L171 113V111L172 112H174L175 111V113L177 114V116L179 115V119H178V121H174L173 119H172V117H171V115H170V113L169 112H167ZM202 110V111H201ZM18 111H20V113L18 112ZM39 111V112H38ZM57 111V112H56ZM61 111V112H60ZM65 111V112H64ZM92 111V112H91ZM94 111V112H93ZM132 111H133V113H132ZM139 111H143L142 113H138V116H137V114L135 115V112H139ZM145 111V112H144ZM154 111V112H153ZM184 111V112H183ZM14 112V113H15ZM27 112L29 113V112H31L32 114H27ZM91 112V113H90ZM150 114H149V113ZM153 112V113H152ZM159 112V113H158ZM167 112V113H166ZM186 112L188 113V114H186ZM194 112V113H193ZM200 112V113H199ZM36 115H34V114ZM117 113H118V116H117ZM131 114V116L129 115V114ZM169 113V114H168ZM17 114V115H18ZM40 114V115H39ZM44 114V115H43ZM49 114V115H48ZM116 114V115H115ZM123 114V116H121ZM125 114H127V115H129L130 116V118H129V116H125ZM139 114H142V116L144 115V114H146V115H144V117L145 118H142V119H144V120H142L141 121V115H139ZM163 114H164V116H163ZM165 114H167V115H169V116H167L166 118H165ZM181 114V115H180ZM184 114H186V115H184ZM260 112L258 113V110H256V109H254V108H249V116L251 117V118H257L256 117V115L258 116V117H260ZM48 115V116H47ZM151 115V116H150ZM156 115H158V117L156 116ZM160 115V116H159ZM184 115V116H183ZM200 115V116H199ZM206 115V116H205ZM60 116H63V117H60ZM73 116V117H72ZM106 116H107V118H106ZM141 116V117H140ZM161 116H163V117H161ZM185 117V119H183V117ZM202 116V117H201ZM209 116V117H208ZM41 117V118H40ZM119 117H121V119L119 118ZM132 117H133V119L134 120H132ZM136 117H139V119L137 118V120L135 121V119H136ZM169 117V118H168ZM189 118V119H187V118ZM190 117H193V118H190ZM206 117H208L207 118V120H206ZM45 118V119H44ZM56 118H58V119H60V120H58V119H56ZM94 118V119H93ZM111 118V117H110ZM125 120H124V119ZM201 118V119H200ZM205 118V119H204ZM18 119H20V120H18ZM23 119V120H22ZM26 119V120H25ZM31 119V120H30ZM33 119V120H32ZM40 119V120H39ZM122 119H123V121H122ZM145 119H147V121H145ZM167 119L168 120H171V121H167ZM193 119V120H192ZM202 119H203V121H202ZM129 120V121H128ZM132 120V121H131ZM139 120V121H138ZM160 122H159V121ZM162 120V121H161ZM188 120H191V121H188ZM199 120H201V121H199ZM206 120V121H205ZM212 120H214L213 122H214V124H213V122H211ZM74 121V122H73ZM76 121V122H75ZM185 121V122H184ZM186 121H188V123H186ZM195 121V122H194ZM166 122V123H165ZM178 122V123H177ZM197 122V123H196ZM201 122V123H200ZM245 122V123H244ZM75 123V124H74ZM101 123V122H100ZM185 123H186V127H185ZM205 123H207V124H205ZM263 123H264V121H263ZM156 124V125H155ZM171 124V125H170ZM216 124V125H215ZM235 125V128L233 127L234 125ZM243 124V125H242ZM84 125H86L85 127L87 128H82V130H81V126H83L84 127ZM231 125V127H229ZM75 126V127H74ZM88 126V127H87ZM121 126V127H120ZM170 126V127H169ZM195 126V127H194ZM211 126H213V127H211ZM241 126H243V127H241ZM74 129H73V128ZM119 127V128H118ZM137 127V128H136ZM217 127H219L218 128V130H217ZM232 127L235 129L234 131H233V133H232V131L231 130H233L232 129ZM238 128V130H237V128ZM145 128V129H144ZM164 128V129H163ZM175 128V129H174ZM187 128V129H186ZM192 130H191V129ZM76 129V130H75ZM83 129H85V131L83 130ZM89 129H91V131L89 132L88 130ZM94 129V130H93ZM139 129V130H138ZM141 129V130H140ZM162 129V130H161ZM189 129V130H188ZM221 129V130H220ZM106 130H108V129H106ZM159 130V131H158ZM176 130V131H175ZM187 130V131H186ZM238 132H237V131ZM76 131V132H75ZM82 131H84V132H82ZM87 131V132H86ZM189 131V132H188ZM195 131V132H194ZM218 131L219 132H221V134L219 135V133H218ZM236 131V132H235ZM245 131V132H244ZM261 131V132H260ZM92 132L94 133V135L92 134ZM99 132H103V130H101V131H99ZM105 132H107V131H105ZM104 132V135L106 134ZM235 132V133H234ZM240 132V133H239ZM249 133V134H247V133ZM138 133V134H137ZM148 133V134H147ZM218 133V134H217ZM224 133V134H223ZM246 133V134H245ZM89 134V135H88ZM193 134H194V136H193ZM217 134V135H216ZM232 134H235L234 135V137L232 136ZM240 134V135H239ZM251 134V135H250ZM90 135H91V137H90ZM141 135V136H140ZM155 135H156V137H155ZM213 135V136H212ZM248 135H249V137H248ZM263 135V136H262ZM146 136V137H145ZM192 136V137H191ZM226 136H227V139H226ZM230 136H232V137H230ZM239 136V137H238ZM245 136V137H244ZM143 137H144V139H145V141L146 142H144V140H142L143 139ZM149 137V138H148ZM185 137V138H184ZM187 137V138H186ZM221 137V139L222 140H220L219 138ZM224 139H223V138ZM77 138V139H76ZM154 138V139H153ZM177 138V139H176ZM190 138V139H189ZM195 138V139H194ZM232 138V139H231ZM148 139L150 140V141H148ZM155 139H157V140H155ZM215 139V140H214ZM226 139V140H225ZM247 139V140H246ZM116 140V139H115ZM140 140H141V142H140ZM169 140H172V141H169ZM230 140H231V142H230ZM254 140V145H253V142H251V141H253ZM257 140H258V142H257ZM133 141V142H132ZM154 141H158V145H159V143H160V141H162V143H163V146H160L159 145V147H161V149L163 148V147H165L166 145V149L164 148V149H162V150H157L159 147L158 146H155V147H152L153 145H151L150 147H151V149L152 150H154V148L158 151L156 154H153L154 155V159L155 160H157V162L154 160V163L152 162L153 160H149V158L150 157H144L143 156V152L144 153H146L145 151H146V149H147V151H148V149H150V147L149 146H145L147 143V145H149V142H152V143H154ZM164 141H166V144H164L165 142ZM174 141V142H173ZM213 141V142H212ZM222 141H224V142H222ZM225 141H227L228 143V145L229 146H226V148L225 147H223V148H221V146L223 145V146H225L226 145V143H225ZM212 143V145H211V143ZM222 142V145L220 144ZM145 143V144H144ZM171 143V144H170ZM216 143V144H215ZM225 145H224V144ZM252 143V145L254 146H252V145H250ZM255 143H257L256 144V146H255ZM142 144V145H141ZM206 144H208V145H206ZM236 144H237V146H236ZM144 145V147H142ZM204 145H206L205 147H204ZM141 148H140V147ZM207 146H208V148H210V149H208L207 148ZM209 146H211V147H209ZM236 146V147H235ZM147 147V148H146ZM214 147V148H213ZM216 147V148H215ZM233 147V148H232ZM80 148H82V147H80ZM80 148L79 147H75V149L76 150H80ZM171 149V150H170ZM217 149V150H216ZM225 149V150H224ZM241 149V150H240ZM254 149V150H253ZM87 150V146H86V148H85V151ZM165 150V151H164ZM243 150V151H242ZM259 150V151H258ZM161 153H160V152ZM163 151V152H162ZM221 151H223V152H221ZM230 151V150H229ZM238 151H240V152H238ZM80 152V151H79ZM211 152V153H210ZM214 152V153H213ZM248 152V153H247ZM251 152H253V153H251ZM230 153H232V155L230 154ZM238 153V154H237ZM254 153H255V156H253L254 155ZM206 154V155H205ZM138 155V156H137ZM237 155H239V156H237ZM243 155H245V157L243 156ZM216 156V157H217ZM253 156V157H252ZM257 156V158H255ZM258 156H259V158L261 157V160L260 159H258ZM136 157H137V159L138 158H141V160H137L136 159ZM157 157V158H156ZM240 157V158H239ZM252 157V158H251ZM142 158H144V159H147V161L146 160H143ZM200 159H202V156L200 157ZM200 159L198 160V163H197V165L199 166V165H202V169L204 168H206V166H205V164H208L207 162L205 163V161H207L206 160V158H204V161H200ZM235 159L237 160V161H235ZM242 159H244V160H250L251 159V161H257V163H253V162H251L250 163V166H247L246 167V164L243 162V161H241ZM80 160V159H79ZM82 158H81V160H80V162H82ZM137 160V161H136ZM142 161H145V162H142ZM151 161V162H150ZM235 161V164H233V162ZM155 162H156V164H155ZM201 162V163H200ZM203 162V163H202ZM237 162V163H236ZM241 162H243V164L241 163ZM150 164V165H149ZM234 166H233V165ZM213 165H216V166H214L215 168L217 167H219L220 166V164H219V166L217 165V163H215V164H213ZM213 165H211V166H213ZM72 166V165H71ZM150 166V167H151ZM158 166V165H157ZM149 167V168H150ZM151 167V168H152ZM239 167H241V169L239 168ZM243 167L244 168H246V169H244V170H242L243 169ZM259 167V168H258ZM261 167H263L262 168V171H261ZM75 167H70L69 168V172H65V175L64 174H62L63 176H62V178H59V181L58 182H60V185L59 186H64L65 187V182L67 183V185H66V187L68 186V184H70V185H73V189L70 187V185L68 186V188H66L67 190L69 189V188H71V189H69L68 191H67V193L68 194H70L71 192H72V194L71 195H73V197H72V200L74 201V199H75V203H73L72 202V207H73V211L71 210V212H72V215L74 214L75 216L76 215H80L81 217H85L86 218V216L87 217H89V216H92L91 215V213L92 212H94L95 213V211H92L91 212V210L92 209H94V210H96L97 212H98V214H99V212L100 211H98V210H102V209H107V210H113V209H117V208H120V207H118V205L119 206H121V208H126V210L127 209H129V208H131L130 206H132V209L136 212V211H138V213L140 214V210H143L144 208H147V205L148 204H146V202L144 203V201H146L145 199L143 200V204H146V205H142L141 203V196L143 197H147V195H148V193H149V191L151 192V190H150V188L149 187H153L152 185H154V188L156 189V186H155V181H153V179H155L154 177H153V179L151 180V179H146V181H143L144 182V184H143V182H138V184H140V183H142V186L140 185H137V182L135 183L134 182V184H131L130 185V183H129V180H127V179H123V180H121V182H119L120 181V179H117L118 180V183H117V185H116V182L117 181H115V186H118V187H114L115 189H117V191L115 190V192H113V190L112 191H109V189L107 190L106 188H107V186L105 187L103 184H105V183H103L102 181L101 182H97V181H100L101 180V178H100V174L98 175L97 173L98 172H96V174H94V172L92 173L91 172V168L89 169V168H86V169H79V171L80 172H78L77 173V169L75 168V170H73ZM238 168H239V172H238ZM254 168V169H253ZM87 169H89V170H87ZM146 169V168H145ZM156 169V168H155ZM257 169H259V170H257ZM84 170H87V172L88 173H86V171H84ZM235 170L238 172V174L240 175H238L237 174V172H235ZM246 170V171H245ZM247 170H248V172H247ZM249 170H251V171H249ZM73 171V172H72ZM81 171H82V173H81ZM90 171V172H89ZM72 172V173H71ZM74 172H75V176H74ZM244 172H247V174L245 173L244 174ZM256 172H257V174H256ZM68 173V174H67ZM76 173H77V175H76ZM85 173V174H84ZM252 173L254 174V175H252ZM67 174V175H66ZM79 174H81L80 176H79ZM243 174V175H242ZM261 174V175H260ZM69 175V176H68ZM92 175V176H91ZM257 175V176H256ZM65 176V177H64ZM68 176V177H67ZM77 176V177H76ZM243 176V177H242ZM247 176V177H246ZM80 178V180H79V178ZM94 177H96V178H94ZM239 177H241V178H239ZM255 179H254V178ZM258 177V178H257ZM262 177V178H261ZM78 178V179H77ZM99 178H100V180H99ZM150 178H152V177H150ZM239 178V179H238ZM243 178L244 179H246V180H244V182H242L243 181ZM64 179V180H63ZM91 179V180H90ZM96 179V180H95ZM238 179V180H237ZM258 179V180H257ZM261 179V180H260ZM70 180H73V182H70ZM75 180V181H74ZM235 180V181H234ZM241 180V181H240ZM76 181L78 182V184L76 183ZM86 181V182H85ZM150 183H148V182ZM256 181H257V183H256ZM154 182V183H153ZM241 182H242V184H241ZM260 183V187L258 186L257 187V185ZM82 184V185H81ZM84 184V185H83ZM87 184V185H86ZM96 184V185H95ZM122 184V185H121ZM150 186H149V185ZM152 184V185H151ZM240 184V185H239ZM253 184V185H252ZM257 184V185H256ZM133 185H134V187H133ZM148 185V188L146 187ZM255 185V186H254ZM140 187V189H142L141 191H140V189L138 190V189H136L137 187ZM185 193H184V196H182V198H184V200H185V198H188L189 197V189H190V186H191V183L190 182H187L186 184H185ZM237 186V187H236ZM240 186H242L241 188H243V186L245 187V190H246V192H247V194L244 196V194L243 193H241V194H239V191H238V189L237 188H240ZM253 186V187H252ZM101 188V190H100V188ZM130 187V188H129ZM142 187V188H141ZM251 187V188H250ZM258 189H257V188ZM104 188V189H103ZM107 191H106V190ZM153 189V188H152ZM154 189V190H155ZM235 189V190H234ZM251 189V190H250ZM256 189H257V191H256ZM72 190V191H71ZM119 190V191H118ZM137 190H138V193H137ZM243 189H241V191H242ZM254 190L257 192H255V195H254ZM103 191H106L107 192V195H105L104 193H102ZM141 193H140V192ZM236 191V192H235ZM249 191H250V193H249ZM75 192V193H74ZM101 192V193H100ZM112 192L114 193V195L116 196V194H117V196H119V198H118V201H117V196L114 198L115 199V202L113 201L114 199H112V197H113V194H112ZM251 192H252V194H251ZM110 193V194H109ZM133 193V194H132ZM147 193V194H146ZM111 194H112V196H111ZM129 194H131V195H129ZM146 194V195H145ZM250 194V195H249ZM257 194V195H256ZM76 195H77V197H76ZM135 195H136V197H135ZM140 195V196H139ZM129 196H130V199H129V201H127L128 200V198H129ZM239 196V197H238ZM244 196V197H243ZM254 196V197H253ZM262 196V197H261ZM132 197H134L133 199H131ZM143 197V198H144ZM232 197V198H233ZM125 198L127 199L126 201H125ZM239 198V199H238ZM137 199H139V200H137ZM234 199H233V201H234ZM78 200V201H77ZM80 200H81V202H80ZM137 200V201H136ZM77 201V202H76ZM135 201V202H134ZM78 202H80V207H79V203ZM128 202V203H127ZM129 202H130V204H129ZM77 203H78V205H77ZM83 203V204H82ZM133 203V204H132ZM138 203H140V204H138ZM75 204H76V206H75ZM125 204V205H124ZM74 205V206H73ZM128 205H129V208H127L128 207ZM71 207V208H72ZM74 207H75V210L76 211H74ZM78 207H79V209H81V212H79L78 211ZM141 207H142V209H141ZM150 206H148V208H149ZM77 208V209H76ZM83 208V209H82ZM136 209V210H135ZM146 210V209H145ZM114 212H115V215H114V217H113V220H114V225H117V224H124V226H127L126 225V222H127V220H126V215L125 214H121V213H118L117 212V210H113ZM74 212V213H73ZM77 214H76V213ZM91 212V213H90ZM97 212H96V214H97ZM88 214H90L89 216H88ZM73 215V216H74ZM94 215V214H93ZM137 215V214H136ZM74 216V217H75ZM78 216H76L75 217V219H78ZM262 216H263V214H262ZM73 217V218H74ZM258 217V216H257ZM257 217H254V218H248V219H246L245 221H241V222H238V223H236V224H233V226H232V228L229 230V241H228V247H229V249L231 248V249H233L234 248V251H236V250H240V252H242V248H243V250H244V248H246V249H250V255L252 254V253H254L255 255H256V253L258 254V252L259 253H262L261 251H263V249H264V217H262L263 218V220L262 219H259L258 221H256L257 220ZM260 217V216H259ZM80 218V217H79ZM180 221V220H179ZM254 221V222H253ZM241 223H242V225H241ZM76 224H77V222H76ZM259 224H261V225H263V226H261V225H259ZM186 224H183L182 225V227L181 228H185L186 226H185ZM250 225H252V226H250ZM258 226V227H257ZM128 227V226H127ZM257 227V228H256ZM183 228V229H184ZM249 228V229H248ZM255 228V229H254ZM215 228H213L212 226H209V227H207V228H200V229H197L196 230V232H198V233H195V234H197V236L196 235H194L195 236V238H198V240H200L201 239V241H202V239H208L209 241H210V238L212 237V235H214V232H215V230H214ZM213 230V231H212ZM251 230V231H250ZM128 231V230H127ZM200 231H202V232H200ZM233 231V232H232ZM183 232H184V230H183ZM257 232V233H256ZM249 234V235H248ZM129 237H133V234L132 233H129L128 232V234H127ZM201 235V237H198V236H200ZM231 238V239H230ZM186 239H188V240H186ZM184 238V239H179L178 240V238H177V240H175L174 239V237L172 238V240L173 241H177L176 243H171V245H168V248H166L165 250H166V253H169V251H170V253L168 254V255H170V257L172 258V262H174L175 260H176V262H177V260L179 261V262H177V264H184V262L186 263V264H203V263H205V264H211V261H212V257H211V255H213L212 253V251H213V249H214V246H212V247H210L209 248V246L206 244V243H204L203 241L201 242H193L192 243V241H191V239L187 236V238ZM232 241V242H231ZM261 241H263V243L261 242ZM40 245H38V248H34V249H32V250H34L33 251V253L31 252L30 254H27V253H25V255H24V253H22V256L23 257H25V259H23L24 260V263L25 264H32L33 263V261L35 262H39L40 264H50V262H49V260H52L51 259V257L48 255V254H46L43 250H42V248L44 249H49V246L48 245H44L45 247H43L42 245V243L40 242L39 243ZM174 244H176L175 246H174ZM203 244H205V247H203L204 245ZM232 244V245H231ZM201 245H202V247H201ZM223 244H221L220 246H218V247H221ZM174 246V247H173ZM211 246V245H210ZM169 247H170V249L172 250H170L169 249ZM181 247V248H180ZM201 249H200V248ZM223 247V246H222ZM197 248V249H196ZM52 249H53V257H54V259H55V262L57 263V264H63L64 262V264H66L67 263V261H68V259H67V257H69L68 256V254L67 253H64V248H60V245H53V247H52ZM169 249V250H168ZM260 249H261V251H260ZM37 250V251H36ZM8 251L10 252V251H12L11 253H8ZM14 251H17V250H14V248H12V250L11 249H6V250H3V254L4 255H7V256H9L10 258H15V255H12L13 254V252ZM61 251H63V253L61 252ZM182 251H184V253L182 252ZM206 251V252H205ZM211 252V254H209L210 252ZM239 252V251H238ZM237 252V253H238ZM256 252V253H255ZM6 253V254H5ZM2 254V255H3ZM63 254V255H62ZM177 254V255H176ZM178 254L180 255L179 257H180V259H181V261L179 260V258H178ZM254 254H253V256H254ZM1 255V256H2ZM17 255V254H16ZM36 255V256H35ZM173 255V256H172ZM204 255V256H203ZM28 256H30V257H28ZM38 256H39V259H38ZM62 256H64V260L62 259ZM182 256V257H181ZM45 257V258H44ZM48 257H50V258H48ZM52 257V258H53ZM209 257H211V258H209ZM9 258V259H10ZM37 258V259H36ZM42 258H43V260H42ZM174 258H176L175 260H174ZM183 258V259H182ZM204 258V259H203ZM28 259V260H27ZM35 259V260H34ZM42 261H41V260ZM49 259V260H48ZM200 259H202V260H200ZM30 260H31V262H30ZM38 260V261H37ZM46 262H45V261ZM48 260V261H47ZM184 260V261H183ZM205 260H208V263H207V261L205 262ZM258 260H259V258H258ZM2 261V260H1ZM0 261V264H7V263H4L5 261H3V263ZM28 261V262H27ZM64 261V262H63ZM131 261H135L134 259H132ZM183 261V262H182ZM35 262V263H36ZM43 262V263H42ZM258 262H260V264H264V261H258ZM263 262V263H262ZM173 264H176V263H173Z\"/></svg>",
	"mask_w": 264,
	"mask_h": 264
},
{
	"label": "built area",
	"instance_id": "3",
	"mask_svg": "<svg viewBox=\"0 0 264 264\" xmlns=\"http://www.w3.org/2000/svg\"><path fill=\"white\" fill-rule=\"evenodd\" d=\"M124 224H118L117 227L112 228V232L115 233V237L111 239L110 245L106 252L108 259H122L124 261H144L147 257L146 245L142 242L131 239L128 235L124 234ZM126 235V236H125Z\"/></svg>",
	"mask_w": 264,
	"mask_h": 264
}]
</instances>
